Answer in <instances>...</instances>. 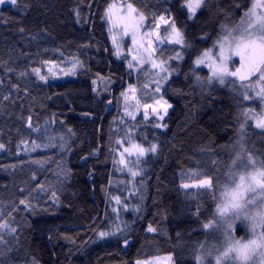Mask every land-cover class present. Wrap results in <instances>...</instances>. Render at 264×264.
I'll list each match as a JSON object with an SVG mask.
<instances>
[{"label":"trees","instance_id":"obj_1","mask_svg":"<svg viewBox=\"0 0 264 264\" xmlns=\"http://www.w3.org/2000/svg\"><path fill=\"white\" fill-rule=\"evenodd\" d=\"M115 2L125 0L0 5V223L16 229L0 230V264H135L163 255L174 264H199V243H214L213 230L202 228L214 202L200 197L197 217V199L185 193L198 190L180 184L198 179L191 175L197 170L226 178L222 174L235 158L238 109L228 89L202 91L196 76L204 81L210 73L194 61L213 48L221 24L238 23L243 11L233 0H205L189 19L186 0H127L144 12L145 28L153 13L170 17L192 45L164 44L156 51L159 61L176 51L183 56L165 64L172 75L162 94L172 108L161 122L168 125L164 129L152 127L155 117L127 115L130 104L121 93L141 86L145 68L128 69L127 60L115 56L104 20ZM250 6L243 0L244 10ZM51 63L76 67L62 78L49 70ZM126 129L134 143L158 145L155 154L141 158L134 185L115 163L116 142L126 139ZM248 132L246 148L264 159L262 130L250 122ZM116 224L115 236L98 238ZM149 224L157 231L148 232Z\"/></svg>","mask_w":264,"mask_h":264},{"label":"snow or ice","instance_id":"obj_2","mask_svg":"<svg viewBox=\"0 0 264 264\" xmlns=\"http://www.w3.org/2000/svg\"><path fill=\"white\" fill-rule=\"evenodd\" d=\"M211 0H209V3ZM243 0H233V7L240 8L243 11V17L238 23L221 24V32L213 42V48L204 51L195 61L196 65L204 64L207 60V67L211 70V75L202 81L200 76H196L197 83L201 84L203 91L204 87L212 88L213 86L226 88L232 94L236 107L238 109L234 117L237 125V138L233 145L235 158L231 160V166L222 175L226 177L221 179L218 175L215 180L213 176L207 175L199 170L192 172L191 175L197 176L198 179L194 183H181L182 189H196V192H186L185 195L189 198L197 199V211L195 215L199 217L203 210V205L199 202V198L207 196L214 202L215 208L210 219L202 223L203 229H211L217 237V243L210 248H205L207 241L199 243L194 259L199 264H211L208 258L214 260V264H237L240 259H248L256 253L258 240L264 241V159L255 157L252 151L246 148L247 137L249 135L248 128L250 122H254L256 129L262 130L264 134V0H248L250 7L246 10L242 8ZM10 3L17 5V0H0V5ZM205 4V0H186V6L191 13L189 19L195 16L197 9ZM116 8L114 3H109L104 17L107 20H113V10ZM123 14L117 17V21L121 24L122 36H131L133 46H138L137 51L142 50L146 55H142L138 64H150L153 69L158 68L159 72L152 79L151 83L155 85L152 93L153 104L144 105L143 119H148V109H151L156 121L152 124L154 128L168 127L167 123H161L168 115V110L172 108V104L164 99L161 93L162 81L166 82L168 77L172 75V71L165 66L168 61L175 59H183L180 51L175 52V56H169L166 60H161L159 63L153 59L157 47L164 44L179 45L181 49L191 48L190 42L185 39L184 32L177 28L174 19L166 18L164 15L156 16L153 13L152 23L145 28V14L133 7L132 3H125L119 9ZM79 15V14H78ZM228 14L225 13L227 19ZM160 23L166 24L168 27L164 30V35L161 37L159 32ZM143 29V31H142ZM112 31V28H109ZM207 38V37H205ZM153 40L157 41L156 47H153ZM113 42L116 43V37L113 36ZM119 49V44H116ZM218 48V53L213 54V50ZM119 55V51L116 52ZM235 58H238V66ZM137 57H133L136 60ZM129 68L136 67L129 61ZM76 64H73V70ZM34 72H39L38 69H33ZM147 71V70H146ZM160 72L164 73L160 76ZM68 74V73H65ZM23 75V73H22ZM41 80L46 77L40 76ZM145 89L148 84L143 85ZM130 91H135L132 85H129ZM126 97L125 93H121ZM127 98V97H126ZM139 104V102H137ZM259 106V111L256 106ZM138 110V109H137ZM127 111V108H126ZM135 120V115L132 112H127ZM30 119V118H29ZM125 136L129 147L123 148L119 153V159L115 163L124 165L125 169L132 178L133 185L135 178L141 175L140 171L134 170L138 168L144 156L149 152L155 154L158 145L149 143L146 148L142 144L134 143V137L131 135V130L126 129ZM146 140V137H143ZM119 146L122 142L117 141ZM0 145V148H3ZM238 148V150H237ZM115 151V150H113ZM203 151V149H202ZM95 154V153H94ZM128 157H135L131 160H126ZM129 163L132 167H129ZM213 164L217 162L212 161ZM67 175V173H65ZM184 176V173L181 174ZM143 179L140 181L143 187ZM135 187L133 192H135ZM55 192L52 196L55 197ZM117 204H121L120 198L115 197ZM143 201V196H141ZM21 204H27V201L21 200ZM127 209V204L122 205V210ZM134 211H141L139 207L134 206ZM116 212V209L113 208ZM2 215V213H0ZM243 224L249 229L244 235H237L238 225ZM7 229L10 233H15L16 229L11 227L8 221L0 223V230ZM115 231H99L98 238L115 236L116 231L120 230V225H115ZM148 232H156L157 229L149 224ZM250 235L247 243H242L246 236ZM2 239V236H0ZM70 239V238H69ZM73 243L75 241H72ZM125 245L128 241H124ZM171 262L172 257L165 258ZM32 264H37L35 260ZM135 264H141L138 260ZM253 264H264V251H261L253 260Z\"/></svg>","mask_w":264,"mask_h":264},{"label":"rangeland","instance_id":"obj_3","mask_svg":"<svg viewBox=\"0 0 264 264\" xmlns=\"http://www.w3.org/2000/svg\"><path fill=\"white\" fill-rule=\"evenodd\" d=\"M114 4L116 5V8L113 10V20L110 21V20H107L105 18H104V20H105V23L108 26L109 38H110L112 47L114 49L115 56L118 59H126L127 60L126 66H127L128 69H133L134 71L141 72L142 68H145L144 71H143L144 79H142L141 86L132 85L133 88L135 89V91H130L129 86H128L127 88H125V91H124L128 101H129V104H130V106L127 108V112H132L133 115H135V119H137L140 116L143 117V113L145 111V109H144V105L145 104H153L154 103L153 98H152V93L154 91L155 85L153 83H151V81H152L153 78L156 77V73L159 72V69L158 68H156V69L151 68L150 64H148V63H145L142 66L138 64L139 58L142 55H146V54L143 53L142 50L137 51L138 46H133L132 45L131 36L130 35L129 36H122L121 24L119 22H116V21H117V17H119V16H121L123 14L121 11H119V9L121 8V6L124 3L123 2H115ZM186 8H187V6H186ZM198 10L199 9H197V11ZM197 11H196V13H197ZM188 13H189V15H191V13L189 11H188ZM167 27L168 26L166 24L160 23L159 32H160L161 37H163L164 30ZM109 28H112L111 32L109 31ZM142 31H143V29H142ZM113 36L116 37V43L113 42ZM127 41H129V42L127 43ZM116 44H119V49H117ZM157 44H158V42L153 40V47H156ZM158 48L159 47H157V49ZM117 51H119V55L116 54ZM217 53H218V48L213 50V54L214 55L217 54ZM134 56L137 57L136 60H133ZM153 59H155L157 61V63L160 62L156 58V52L153 55ZM129 61H132V63L134 65H136V67L129 68V66H128ZM235 61H236V64L238 66V58H235ZM207 63H208V61L206 60L205 63L201 64V65H204L208 69V71H209V73L211 75V70L206 66ZM201 65H197V66H201ZM48 68L54 75L60 76L62 78H65L71 73V70L73 69V66L71 65L69 67H66V65H59V64L51 63ZM65 73H68V74H65ZM163 75H164V73L160 72V76H163ZM169 77H168V79H169ZM168 79H167L166 82H168ZM166 82L162 81L161 93L159 95L163 96L162 90H163ZM136 83H139V82L137 81ZM145 84L149 85V87L147 89H145L143 87V85H145ZM164 99L167 100L165 97H164ZM137 102H139V104H137ZM168 103H169V101H168ZM256 110L257 111L260 110L258 105L256 106ZM148 113H149V115H148V119L147 120H149L151 117H155L152 114L151 109H148ZM130 118L132 119L131 116H130ZM120 141L122 143L119 146L117 145V150H116L117 151V158H116V160L119 159L120 151L123 148L129 147V145L127 143V137H126V139H123V140H120ZM134 158H135L134 156L133 157H128L127 154L125 155V159L126 160H131V159H134ZM116 165H117V172L119 174H126V175L130 176V174L127 172L126 169L124 171L120 170V169H124V165L118 164V163H116ZM128 166L132 167V165L130 163H129ZM134 170H136V169L134 168ZM196 180H192V181L186 182V183H194ZM191 190H196V189H191ZM245 233H246V229H245L244 225L243 224L238 225L236 234L239 236V235H244ZM216 243H217V237L215 238L214 243L213 242L210 243L205 248L206 249L210 248L213 244H216ZM168 256L169 255L157 256V257H154V258H148V259L142 260L140 262H141V264H174L173 261L169 262V261H167L165 259ZM208 261H210L211 264H214V260H212L211 257L208 258ZM206 264H208L207 261H206Z\"/></svg>","mask_w":264,"mask_h":264},{"label":"clouds","instance_id":"obj_4","mask_svg":"<svg viewBox=\"0 0 264 264\" xmlns=\"http://www.w3.org/2000/svg\"><path fill=\"white\" fill-rule=\"evenodd\" d=\"M246 232L249 231V229L245 228ZM250 235L245 237V240L242 241V243H247L248 240L250 239ZM258 245L259 247L256 250V253L253 256H250L248 259H240L237 264H253V260L255 257L261 252L264 251V241L258 240Z\"/></svg>","mask_w":264,"mask_h":264},{"label":"water","instance_id":"obj_5","mask_svg":"<svg viewBox=\"0 0 264 264\" xmlns=\"http://www.w3.org/2000/svg\"><path fill=\"white\" fill-rule=\"evenodd\" d=\"M113 112V103L112 100H109L107 103V113Z\"/></svg>","mask_w":264,"mask_h":264}]
</instances>
